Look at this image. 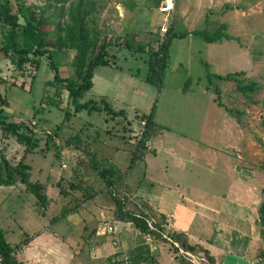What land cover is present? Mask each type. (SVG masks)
Returning a JSON list of instances; mask_svg holds the SVG:
<instances>
[{
    "label": "rangeland",
    "instance_id": "rangeland-1",
    "mask_svg": "<svg viewBox=\"0 0 264 264\" xmlns=\"http://www.w3.org/2000/svg\"><path fill=\"white\" fill-rule=\"evenodd\" d=\"M94 1L88 27L95 26L101 40L115 41L108 48L110 64L95 66L93 85L79 101L91 100L99 108L75 110L68 91L54 81L47 55L39 58V69L30 63L19 68L0 50V119L25 124L21 131L30 142L22 143L0 127V156L12 164L21 159L29 164L31 179L46 186L49 199L42 210L24 184H0L3 238L12 246L26 243L47 223L51 234L58 233L55 239L78 244L72 250L76 257L68 255L64 262L109 264L143 238L133 223L118 219L120 208L143 212L150 222L152 213H161L170 230L179 221L187 226L194 251L175 249L161 237L148 239L157 252L156 264H213L208 253L216 264H225L223 252L236 243L239 254L248 248L254 256L250 264H264L259 259L264 248L259 224L264 187V0L234 1L231 9L215 5L217 9L204 14L195 0H175L160 86L145 80L148 54L127 48L123 40L127 36L132 44H150L156 50L165 37L158 7L152 0ZM18 2L37 16L49 17L46 28L55 38L56 32L64 34L57 24L64 27L69 8L78 0L66 2L62 15L52 0ZM222 23L227 24L223 34L232 38L207 42L196 33H214ZM3 42L0 29V46ZM50 53L59 74L78 81L75 50L51 48ZM227 74L234 78H223ZM238 83L252 89L240 90ZM106 103L110 110L124 113L109 112ZM145 114L152 137L143 139ZM103 169L112 181L109 186L100 175ZM106 224L115 228L112 234H103Z\"/></svg>",
    "mask_w": 264,
    "mask_h": 264
},
{
    "label": "trees",
    "instance_id": "trees-1",
    "mask_svg": "<svg viewBox=\"0 0 264 264\" xmlns=\"http://www.w3.org/2000/svg\"><path fill=\"white\" fill-rule=\"evenodd\" d=\"M17 4V11H14V3L12 0H0V29L3 35V44L0 46V50L5 57L11 59L13 64L19 68H23L25 63L32 64L35 69H39L41 62L40 57L47 55L50 59L49 64L54 69V81L60 87L66 89L69 94V98L75 106V110L79 111L84 107L89 109L99 108L95 102L87 101L81 103L79 99L83 94L89 90L92 85V78L94 68L97 65L110 64L108 58V48L113 39L104 38L100 39L99 31L95 26L89 28L88 20L90 14L95 8L94 0H78L67 12L68 22L61 28V23L57 24L59 31L56 32V37L51 38V31L47 30L46 26L51 24L49 17L43 15L37 16L31 8L22 7L18 0H15ZM54 3L60 5V15L63 13V5L69 0H52ZM153 4L157 7L161 0H152ZM23 19V21L21 20ZM221 27L214 33H209L205 30L196 31L197 34H201L207 42H214L221 38H232L227 32L223 34L222 29L227 28L226 23H222ZM220 30V31H219ZM171 26L168 24V29L165 32V37L159 42L157 49L154 50L150 44H132L127 36H124V44L131 50L136 52H146L148 54L147 64L148 70L145 76V80L150 84L157 86L161 85L164 69L168 60V44L171 39ZM179 35H183L180 33ZM120 40L119 36H117ZM57 49L58 51L68 48L75 50L74 67L77 80L72 77H63L58 72V65L51 59L50 49ZM221 77V76H220ZM225 79H233L232 74H227ZM1 79V78H0ZM240 90L246 91L252 89V85H242L238 83ZM57 94H59L57 92ZM105 107L109 112L115 114H123L124 110L112 111L108 104ZM69 113L66 112L65 117H68ZM142 118L146 119L145 130L143 131L142 138L148 137L150 131L148 127L150 119L148 115H143ZM0 127L6 133H14L20 142L30 143L29 136L22 132L27 126L23 123L7 122L5 119H0ZM152 137V135H150ZM149 136V137H150ZM150 137V138H151ZM31 146H34L31 144ZM142 147V145H141ZM27 148V147H26ZM135 155V154H134ZM30 166L23 159L19 160L16 164H12L5 156H0V184L10 186L18 182L25 185L26 190L32 193L36 200L37 206L44 210L48 204L49 199L46 195V186L38 181H33L30 175ZM108 170H101L100 175L107 179V185H111L112 181L109 180L106 175ZM124 207L120 204V207ZM121 216L118 218L120 221H130L143 235L142 240L136 242L126 250L120 251L117 256L121 255L120 259L109 260V264H156L155 255L157 252L151 249V242H148L144 236L149 235L150 239L161 237L164 241H170L175 249L186 248L194 251L196 248L189 244L187 237L184 233L176 232L174 229H167L165 223L167 219L163 214L155 212L152 213L154 218L152 222L145 213H137L136 211H124L120 210ZM168 223V222H167ZM259 224L262 229L264 238V187L262 188V200L259 206ZM169 225V223H168ZM175 243H178L177 246ZM16 248L6 242L0 231V257L2 264H23L18 261L15 256ZM208 253V252H207ZM213 264L212 256H207ZM259 259L264 262V248L259 251Z\"/></svg>",
    "mask_w": 264,
    "mask_h": 264
},
{
    "label": "crops",
    "instance_id": "crops-1",
    "mask_svg": "<svg viewBox=\"0 0 264 264\" xmlns=\"http://www.w3.org/2000/svg\"><path fill=\"white\" fill-rule=\"evenodd\" d=\"M234 1L242 2V1H247V0H195V3L197 5L199 13L201 12L202 14H204L206 13V11L217 9L218 6H222L223 4L226 5L228 9L229 8L231 9ZM250 4L251 2L244 3L243 6L244 8H246L247 6L250 7ZM172 14H171V17H172ZM169 26H171V19L169 21ZM237 220L242 221L241 219H237ZM53 222L54 220L52 222L50 221L49 223L51 224ZM57 224H58V221L56 222V225ZM45 226H46L45 229L41 228V232L40 233L37 232V235H34V236H37L36 239L33 238V239H30L29 241H25L26 243H21L19 245L13 246L16 248L15 256L17 260L22 262L23 264H71V263H68L67 261L64 262V259L62 258H66L68 255L71 256L72 258L76 257L75 256L76 251L73 252L72 250L74 249V247H76V245H78L77 242L74 239H73V242L71 241L65 242V239H58V238L55 239V237L58 236V233L53 231L51 234L50 232L51 229L50 227H48L49 225L47 226V223H46ZM172 229H174L176 232L184 233L185 237L188 238L187 226H184V223L182 221L175 222L174 228ZM70 231L72 232V229H68V233H70L71 235ZM244 235L248 237L246 234ZM232 240L233 239H231V242ZM211 242L213 241H210L209 243ZM237 248H238V243H236L235 248L233 250L223 252L224 253L223 263L225 264H250L254 256H251V252L248 251L249 249L244 248L241 251L242 253L239 254L238 251H235L237 250ZM66 250L69 251L70 254L67 253ZM89 251H94V249L90 248ZM211 253L213 254L212 250H211ZM77 258L80 260L79 254H77Z\"/></svg>",
    "mask_w": 264,
    "mask_h": 264
},
{
    "label": "built area",
    "instance_id": "built-area-1",
    "mask_svg": "<svg viewBox=\"0 0 264 264\" xmlns=\"http://www.w3.org/2000/svg\"><path fill=\"white\" fill-rule=\"evenodd\" d=\"M174 2L175 0H161V2L158 5V10L164 17V22L162 23L160 27V31L162 33H165L168 29V24H169V21L171 19V14L174 9ZM114 231H115V228L112 225L106 224L103 227V234H106V233L112 234ZM144 237L147 241L150 238L149 235H146ZM0 264H2L1 257H0Z\"/></svg>",
    "mask_w": 264,
    "mask_h": 264
}]
</instances>
